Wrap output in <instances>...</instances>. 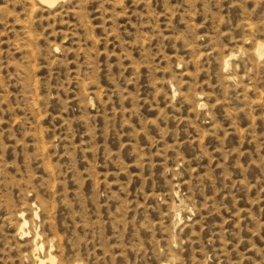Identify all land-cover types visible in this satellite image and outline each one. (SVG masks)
Segmentation results:
<instances>
[{
    "label": "rangeland",
    "instance_id": "374dc122",
    "mask_svg": "<svg viewBox=\"0 0 264 264\" xmlns=\"http://www.w3.org/2000/svg\"><path fill=\"white\" fill-rule=\"evenodd\" d=\"M49 254L264 264V0H0V264Z\"/></svg>",
    "mask_w": 264,
    "mask_h": 264
},
{
    "label": "bare ground",
    "instance_id": "6f19581e",
    "mask_svg": "<svg viewBox=\"0 0 264 264\" xmlns=\"http://www.w3.org/2000/svg\"><path fill=\"white\" fill-rule=\"evenodd\" d=\"M39 3H41L44 6L47 7H51L53 6L58 0H38ZM225 64H227V61L225 62ZM22 234H24V232H22ZM43 250V246L42 245H38L37 243H34V251H40ZM36 264H56L54 258L49 254V256L46 259H40V258H36Z\"/></svg>",
    "mask_w": 264,
    "mask_h": 264
}]
</instances>
